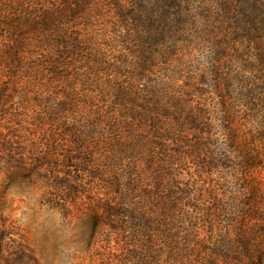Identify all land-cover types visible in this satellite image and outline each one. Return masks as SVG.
Masks as SVG:
<instances>
[{"label":"rangeland","instance_id":"374dc122","mask_svg":"<svg viewBox=\"0 0 264 264\" xmlns=\"http://www.w3.org/2000/svg\"><path fill=\"white\" fill-rule=\"evenodd\" d=\"M66 2L0 0V264H264V79L231 27L238 0L183 3L146 78L118 20L132 0ZM122 87L160 135L115 126ZM120 175L156 223L141 238L101 225Z\"/></svg>","mask_w":264,"mask_h":264},{"label":"trees","instance_id":"16d2710c","mask_svg":"<svg viewBox=\"0 0 264 264\" xmlns=\"http://www.w3.org/2000/svg\"><path fill=\"white\" fill-rule=\"evenodd\" d=\"M66 1V5L75 7V11L81 9L86 2V0ZM186 1L189 2L190 0H132L128 5L123 4L121 6H116L118 10V20L127 32L125 35L127 36V43L129 44L132 42L137 44L136 52H133L131 49L128 50L127 53L132 54L140 62L139 70L144 71L145 78L149 70V65L155 62L161 54L162 51L160 49L173 43L177 34L184 33V30H182V28L180 29V27L186 25L187 18H184L178 11L181 10L183 3H187ZM238 2V9L241 8L243 19L240 21L238 20V22L231 19L235 21L234 24L232 23L231 27H234V31L238 34L237 42L245 41L249 43L258 56L256 58L258 59V64H256V66L247 67V70L250 72L256 70L257 72L259 69L260 73L263 74L262 79H264V69H262L264 66V42H262L264 40V2L261 0H238ZM39 12L40 14L38 15L36 12L32 14V16L35 17L34 19H37L33 22L34 30L36 33L39 32L41 38L47 41L46 39L51 26L50 12ZM22 21H24L23 18H19L15 21V24L18 25L20 24L19 22ZM15 29L19 30L21 27L17 26ZM46 59H48V55L38 56V61L41 63L45 62ZM261 64L262 66H260ZM118 73L122 75V72ZM154 90L156 91V88L153 89L151 93L155 96ZM4 92L6 91L0 93L2 94L1 96H4ZM254 92H256V89L248 92L247 96L249 100L244 97L247 103L249 101L247 105L250 108L257 107L256 100L254 99L252 101ZM249 94H251V96ZM114 104L116 108L115 111L118 112V117L116 116L117 118L113 120L116 127L129 132L130 130H134L135 126L140 127L143 126V124L154 122L157 135H160L157 128V121L161 118L162 114L158 113V111H149L147 108H143V112L137 111L142 109V107H137V98L134 94H131L126 87H122L116 92ZM175 105L177 106L176 103ZM135 108V111L131 110ZM145 112L149 115L153 114L155 117L149 120ZM126 153L127 152L123 151L121 155H115V159L118 158V156L126 155ZM70 160L74 159L71 158ZM134 185V182H131V178H126V176L124 177L123 175L117 176L111 180H104L105 188L112 191L113 195L117 197V202L107 209L101 220V225L108 221L109 225L115 230L122 231L123 234H125V230L130 229L131 232H135V234L139 236L138 238H141L144 236V233H148L151 227L156 223L151 218H147V214H140L134 209L131 203V192L133 191ZM159 185L161 186V184ZM132 255L133 259L136 260L140 254L137 255L133 252Z\"/></svg>","mask_w":264,"mask_h":264}]
</instances>
